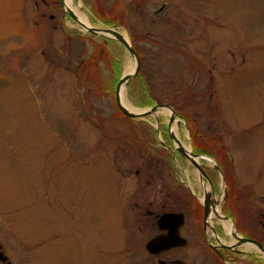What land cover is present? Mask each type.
<instances>
[{
  "label": "rangeland",
  "instance_id": "obj_1",
  "mask_svg": "<svg viewBox=\"0 0 264 264\" xmlns=\"http://www.w3.org/2000/svg\"><path fill=\"white\" fill-rule=\"evenodd\" d=\"M63 2L55 11L34 0H0V242L13 264H146L139 250L149 225L134 220L127 202L157 194L179 209L180 201L167 196L179 190V179L196 194L203 185L189 159L162 154L160 128H168L169 110L131 120L119 109V80L137 67L126 48L87 32ZM163 4L166 11L156 17ZM148 6L73 0L72 9L93 28H108L104 17L118 24L140 55L141 73L122 90L134 113L160 104L182 112L191 132L182 121L173 133L190 151L192 135L203 148L195 120L199 134L220 137L229 148L224 153L233 157L238 181L264 196V0H151ZM199 61L211 72L200 76L216 79L211 101L197 92L196 72L185 70ZM203 151L222 161L217 151ZM127 168L141 169L143 177L144 169H157L171 182L165 189V183L126 181L120 207L112 182L116 169Z\"/></svg>",
  "mask_w": 264,
  "mask_h": 264
},
{
  "label": "flooded vegetation",
  "instance_id": "obj_2",
  "mask_svg": "<svg viewBox=\"0 0 264 264\" xmlns=\"http://www.w3.org/2000/svg\"><path fill=\"white\" fill-rule=\"evenodd\" d=\"M140 6H144L146 10H150L148 2L151 0H136ZM41 2L44 5L51 6L55 11L62 9L63 0L59 3L57 0H35V4ZM56 4V5H55ZM59 4V5H58ZM65 5V4H64ZM71 10H67V15H70ZM55 14V13H54ZM51 18H54V15ZM64 14V17H67ZM107 17L101 18L106 22ZM185 49V47H183ZM186 51V50H185ZM188 53V51H186ZM207 62L199 61L197 67H192L189 64L185 67L186 73L190 74L196 72L194 84L197 92L201 96L209 95L210 101L216 96V79L213 75L201 77L204 72L211 73L206 69ZM205 74V73H204ZM188 88V84L186 86ZM192 88V86H191ZM190 90V89H189ZM169 105V104H168ZM174 109L173 106L169 105ZM175 110V109H174ZM177 118H179L178 126L181 127L182 121L191 132L188 126L185 115L182 112H176ZM174 121L169 122L168 128L159 126L164 133L163 155L167 159L176 161V157L181 159H188L186 154L188 151L185 149L184 153L178 151L179 147H175L176 134L173 133L172 125ZM196 127V121L194 120ZM193 125V127H194ZM194 134L195 138L202 144L203 148H196L193 142V135L191 133V143L193 150L191 153L197 158H194L199 163V168L194 165V171L197 172L198 181L203 185L202 194L199 192L193 193L188 184L182 179L180 182L179 190L171 191L168 194V198L171 199V195L174 196L175 201H180L181 208H174L175 205H170L162 199H157V194L153 196L149 201L136 200L133 202L128 201L127 204L130 207V212L135 221L138 223H144L149 225L150 236L147 237L146 244L157 236L168 233V230H162L159 226V219L166 214H183L184 223L180 226L179 233L183 239H185L186 245L181 248H175L170 251L161 252L160 254H151L145 249H140L145 258L146 264H238L236 259L242 257L248 260L247 264H264V251L259 250L257 247L251 245H245L242 240L255 241L264 248V196L251 195V186L246 182H239L236 171L233 166V157L228 154L226 157L224 152H228V147L224 145L220 137H208L203 134H199L197 129ZM163 128V130H162ZM159 129V131H160ZM145 133V132H144ZM201 139V140H200ZM179 142L180 139H178ZM149 141V139H148ZM182 143V142H181ZM183 148V147H182ZM205 150L217 151L220 153L221 160H217L207 153ZM231 159V162L229 161ZM207 160L213 163L211 166L207 164ZM192 163V162H191ZM173 172L177 173L175 168H172ZM145 176H142L141 169H116L114 175V182L112 187L114 193L118 197L120 207H124L126 202L120 198L124 193V186L126 181H133L136 185L150 184L152 182L158 183L160 186L165 183L168 185L171 182V175L166 173L169 177H165V174L157 173V169H144ZM178 174V173H177ZM41 177H38V181ZM179 178V177H178ZM204 182L210 186V190L205 187ZM147 186V185H145ZM169 187V186H168ZM136 188V187H134ZM171 188V184H170ZM165 191V190H164ZM179 192V193H178ZM165 194V192H164ZM231 199V200H230ZM230 200V201H229ZM177 203V202H176ZM229 203L232 205L230 206ZM255 205V206H254ZM255 207L254 210H250ZM122 217L123 213H122ZM230 226L226 227L225 225ZM198 240V245L195 246V241ZM37 242L36 244H39ZM137 247L135 241V248ZM243 248H247L244 251ZM0 250L5 253V246L0 242ZM123 250V249H122ZM135 251H138L135 249ZM6 254V253H5ZM120 254V253H119ZM7 255V254H6ZM8 256V255H7ZM164 258L167 259L164 260ZM8 262H13L8 257ZM3 264V263H2ZM118 264V263H117Z\"/></svg>",
  "mask_w": 264,
  "mask_h": 264
},
{
  "label": "water",
  "instance_id": "obj_3",
  "mask_svg": "<svg viewBox=\"0 0 264 264\" xmlns=\"http://www.w3.org/2000/svg\"><path fill=\"white\" fill-rule=\"evenodd\" d=\"M167 9V5H164L161 9L158 11L154 12V15H162L163 12H165ZM70 14L73 16V18L82 26L84 27L89 33H92L94 35H100V36H106V37H111L115 39L116 41L120 42L123 44L126 48V50L129 52L130 56L132 57L133 60L136 62V70L134 73L128 74V75H123V77L120 79L118 86H117V92H116V101L117 104L120 108V110L128 117L130 118H145L149 116L156 115V113L160 110H171L174 114V117H177V114L175 110L170 107L169 105L161 104L157 105L147 111H143L141 113H134L130 111L126 106H124L122 102V90L125 88H128L130 83L134 80V78L139 74L140 69H141V60L140 57L138 56L134 46L128 41L125 36L118 32L117 28L118 27H113V28H105V29H99V28H91L82 23L74 13L70 11ZM174 121V118H172L171 122ZM175 141L178 143L180 146L178 148V151L181 153L185 152V149L182 148L180 142L174 137ZM187 158L192 162V164L196 167L199 168V163L194 159L196 158L192 153L186 154ZM184 223V215L183 214H166L164 215L160 221L159 225L160 228L164 230H169L168 234H163L160 235L153 240H151L147 244V249L149 252L153 254H160L161 252L171 250L173 248L177 247H183L186 245V240L181 238V235L179 233L180 226ZM242 243L245 245H251L253 247H257L259 250L264 251V248L257 242L255 241H249V240H242ZM0 260L3 262H7V257L5 256L4 252L0 250ZM10 264V263H8ZM165 264V263H163Z\"/></svg>",
  "mask_w": 264,
  "mask_h": 264
},
{
  "label": "bare ground",
  "instance_id": "obj_4",
  "mask_svg": "<svg viewBox=\"0 0 264 264\" xmlns=\"http://www.w3.org/2000/svg\"><path fill=\"white\" fill-rule=\"evenodd\" d=\"M66 5H68V7H70V8H73V0H66ZM76 15H77V17L79 18V20L82 22V23H84L85 25H87V26H90V24L88 23V20H87V18L83 15V14H81V13H76ZM125 36V38L128 40V37L126 36V35H124ZM133 69H134V65H131V68H130V71H133ZM124 103V102H123ZM124 106H126L128 109H130L131 111H134L133 109L134 108H132L130 105L128 106V105H126L125 103H124ZM137 111V110H136ZM170 113H171V111H169ZM172 114V113H171ZM177 127H179L178 126V121H175V123L173 124V132L174 133H176V130H177ZM188 152H190V150L188 149L187 150ZM226 227H228V226H230L229 224H226L225 225Z\"/></svg>",
  "mask_w": 264,
  "mask_h": 264
},
{
  "label": "trees",
  "instance_id": "obj_5",
  "mask_svg": "<svg viewBox=\"0 0 264 264\" xmlns=\"http://www.w3.org/2000/svg\"><path fill=\"white\" fill-rule=\"evenodd\" d=\"M108 23H109V24H112V23H110V22H108ZM143 90H145V91H144V94H145L148 98H150V97H149V94H148V91H149L148 87H145V89H143ZM149 104H152V101L149 100Z\"/></svg>",
  "mask_w": 264,
  "mask_h": 264
}]
</instances>
